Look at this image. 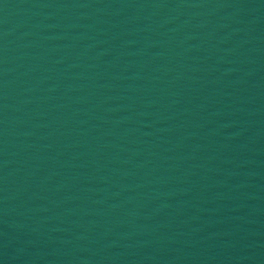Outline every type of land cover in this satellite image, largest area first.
<instances>
[{"label":"water","instance_id":"1","mask_svg":"<svg viewBox=\"0 0 264 264\" xmlns=\"http://www.w3.org/2000/svg\"><path fill=\"white\" fill-rule=\"evenodd\" d=\"M0 264H264V0H0Z\"/></svg>","mask_w":264,"mask_h":264}]
</instances>
